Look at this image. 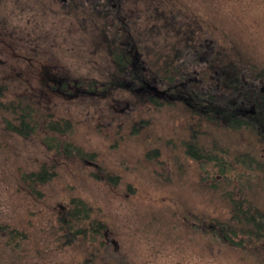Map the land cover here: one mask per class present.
Masks as SVG:
<instances>
[{"label": "rangeland", "instance_id": "rangeland-1", "mask_svg": "<svg viewBox=\"0 0 264 264\" xmlns=\"http://www.w3.org/2000/svg\"><path fill=\"white\" fill-rule=\"evenodd\" d=\"M129 41L153 79L149 91L129 85L130 67L123 74L112 58ZM165 62L184 87L235 100L228 84L239 74L264 90V79L252 81L264 71V0H0L3 99L23 98L72 124L65 134L39 128L25 137L7 131L0 114V264H264V241L242 248L206 230L229 216L224 190L264 210L263 172L238 165L225 178L215 162L184 152L192 128L207 146L217 141L225 165L243 154L264 162V141L176 98L150 104L146 96L165 90L156 72ZM45 138L93 159L48 149ZM43 164L54 167L51 180H22ZM73 196L105 224L99 243L57 241Z\"/></svg>", "mask_w": 264, "mask_h": 264}, {"label": "trees", "instance_id": "trees-1", "mask_svg": "<svg viewBox=\"0 0 264 264\" xmlns=\"http://www.w3.org/2000/svg\"><path fill=\"white\" fill-rule=\"evenodd\" d=\"M129 44L131 45L129 48L113 51L112 58L121 73L124 74L128 70L127 67H130L129 74L125 73V79L129 85L139 82V88L149 91L147 83L153 79H150L145 66L137 58V46L131 41ZM168 69L170 70V67L165 62L161 70H156L165 78L162 81L165 90L162 92L163 95L157 98L151 94L146 96L150 104L160 108L174 102L172 100L176 98L192 114L208 122L223 124L231 129H250L264 141V90L253 85V82H245L238 74L237 78L231 79L228 84V88L236 92V98L232 100L231 96H218L212 88L202 91L174 83L173 76L167 74ZM256 79H264V71L255 72L252 81ZM4 93L5 87L0 85V114L3 116L4 128L7 131L25 137L34 134L39 128L53 134L70 132L72 128L70 120L56 119L50 114L39 115L23 98L4 100ZM190 132L189 139L184 142V152L189 158L195 161L215 162L221 167V176L225 178L226 173L234 171L238 165L246 171L261 170L264 174V162L256 161L248 154L234 158L229 165L223 164L221 162L224 158L222 153L225 151L221 150L222 148L218 146L215 139L211 140L209 147L200 137L205 133L194 128ZM44 144L48 149L63 152L66 155H76L83 159H93L94 156L93 153L85 152L69 142H54L45 138ZM55 173L53 166L43 164L37 170L24 173L22 180L29 185L41 184L51 180ZM116 178L117 176H110V181ZM210 187L218 189L219 185L214 183ZM222 194L229 202V216L223 221L212 219L213 222H210V226L206 229L208 234L222 242L239 245L242 248L254 245L259 240L264 241V210H259L243 195L237 196L232 191L225 190ZM105 228V224L94 215L92 206L82 198L73 196L69 200V207L65 214L58 218L57 241L64 246L79 240L99 243ZM6 230L13 237L17 235L13 228L7 226ZM88 260L89 258L85 261Z\"/></svg>", "mask_w": 264, "mask_h": 264}]
</instances>
